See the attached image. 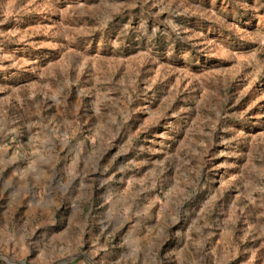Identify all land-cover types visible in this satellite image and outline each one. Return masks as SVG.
<instances>
[{"label":"rangeland","instance_id":"374dc122","mask_svg":"<svg viewBox=\"0 0 264 264\" xmlns=\"http://www.w3.org/2000/svg\"><path fill=\"white\" fill-rule=\"evenodd\" d=\"M0 264H264V0H0Z\"/></svg>","mask_w":264,"mask_h":264}]
</instances>
